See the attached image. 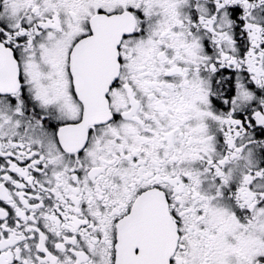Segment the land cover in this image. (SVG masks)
I'll return each instance as SVG.
<instances>
[{
  "label": "snow or ice",
  "instance_id": "snow-or-ice-1",
  "mask_svg": "<svg viewBox=\"0 0 264 264\" xmlns=\"http://www.w3.org/2000/svg\"><path fill=\"white\" fill-rule=\"evenodd\" d=\"M0 264H264V0H0Z\"/></svg>",
  "mask_w": 264,
  "mask_h": 264
}]
</instances>
